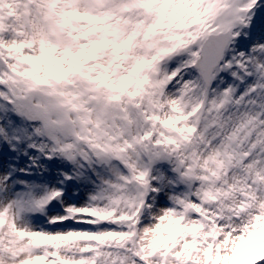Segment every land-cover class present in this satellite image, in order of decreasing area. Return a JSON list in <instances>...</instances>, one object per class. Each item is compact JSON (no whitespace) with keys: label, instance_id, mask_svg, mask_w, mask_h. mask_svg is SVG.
Returning a JSON list of instances; mask_svg holds the SVG:
<instances>
[{"label":"snow or ice","instance_id":"snow-or-ice-1","mask_svg":"<svg viewBox=\"0 0 264 264\" xmlns=\"http://www.w3.org/2000/svg\"><path fill=\"white\" fill-rule=\"evenodd\" d=\"M0 264H264V0H0Z\"/></svg>","mask_w":264,"mask_h":264}]
</instances>
